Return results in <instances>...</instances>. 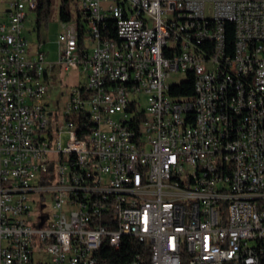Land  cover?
Masks as SVG:
<instances>
[{
	"label": "built area",
	"instance_id": "1",
	"mask_svg": "<svg viewBox=\"0 0 264 264\" xmlns=\"http://www.w3.org/2000/svg\"><path fill=\"white\" fill-rule=\"evenodd\" d=\"M37 6L0 0V264H97L125 236L149 264H264V0H77L56 60L22 34ZM56 71L87 78L58 110Z\"/></svg>",
	"mask_w": 264,
	"mask_h": 264
},
{
	"label": "rangeland",
	"instance_id": "2",
	"mask_svg": "<svg viewBox=\"0 0 264 264\" xmlns=\"http://www.w3.org/2000/svg\"><path fill=\"white\" fill-rule=\"evenodd\" d=\"M52 6L50 9V15L46 23L37 24L36 21V11H28V15L25 19L22 34L27 38L29 43H36L39 39L44 42L43 49L47 52V58L50 60H56L58 57V42L57 36L61 30L60 20H59V4L60 0H52ZM2 6V2H1ZM76 6L71 9L72 17L75 18L78 14ZM67 72V73H65ZM57 73V79L50 82V91L48 94V99H50L52 108L58 110L59 107L55 104L54 100L60 98V105L62 106L65 101V96L61 92L66 90V85L70 86L76 83L77 78L79 79V84H83L87 81L85 73H81L77 77V72L75 71H65ZM185 73H176L171 78H169L171 83H177L181 80H185ZM141 104L143 107L147 106L146 95L141 98ZM62 142H66V134L62 135Z\"/></svg>",
	"mask_w": 264,
	"mask_h": 264
},
{
	"label": "trees",
	"instance_id": "3",
	"mask_svg": "<svg viewBox=\"0 0 264 264\" xmlns=\"http://www.w3.org/2000/svg\"><path fill=\"white\" fill-rule=\"evenodd\" d=\"M52 0H38L36 8V21L37 24L46 23L50 15ZM77 0H60L59 4V20H69L72 18L71 9L76 6ZM228 37L232 39V24L227 23ZM203 46H208L202 44ZM234 41H232L233 52ZM172 94L176 95H192L193 94V80L187 79L179 85H175L171 89ZM151 247L145 241H138L134 237L125 236L122 238L121 244L118 248H112L109 245H103L99 248L95 255H97V264H122L127 259L135 256H140L143 263H150Z\"/></svg>",
	"mask_w": 264,
	"mask_h": 264
},
{
	"label": "bare ground",
	"instance_id": "4",
	"mask_svg": "<svg viewBox=\"0 0 264 264\" xmlns=\"http://www.w3.org/2000/svg\"><path fill=\"white\" fill-rule=\"evenodd\" d=\"M174 16H182V9H174ZM140 23H143L144 26H152V17L151 12H143L142 15H140ZM202 44H206L208 46H212V39L209 38H202ZM241 50V41H234L233 45V52H240ZM177 73H185L187 80L189 78V70H179ZM181 80L177 83H171L169 79H167V88H172L175 85L181 84L183 81Z\"/></svg>",
	"mask_w": 264,
	"mask_h": 264
},
{
	"label": "crops",
	"instance_id": "5",
	"mask_svg": "<svg viewBox=\"0 0 264 264\" xmlns=\"http://www.w3.org/2000/svg\"><path fill=\"white\" fill-rule=\"evenodd\" d=\"M48 56V55H47ZM56 100V99H55Z\"/></svg>",
	"mask_w": 264,
	"mask_h": 264
}]
</instances>
